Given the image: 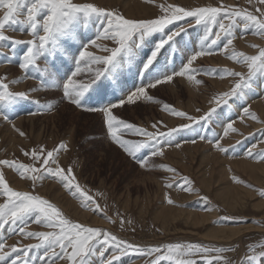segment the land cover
<instances>
[{
	"label": "snow or ice",
	"instance_id": "snow-or-ice-1",
	"mask_svg": "<svg viewBox=\"0 0 264 264\" xmlns=\"http://www.w3.org/2000/svg\"><path fill=\"white\" fill-rule=\"evenodd\" d=\"M148 2L154 3L155 0ZM247 3L253 10L236 4H225L223 0H218L216 5L203 6L163 3L159 5L160 14L155 17L129 18L117 7L99 5L94 0H0V8H3L0 15V43L7 42L11 45L13 53L16 45H25L18 67L23 70V79L39 80L37 86L20 91L10 87L20 83V79L8 81L7 74L0 76V120L8 123L16 133L26 138L27 134L17 127L13 117L17 105L21 101L32 100V94L40 90L59 88L62 89L61 99L69 105L88 113H100L107 137L139 167L156 168L157 165L152 163L153 158L165 157L168 148L181 147V143L176 140L177 133L201 122L207 124L217 112V108L228 106L230 102H235V98L246 99V92L252 88L255 78L264 77V47L253 45L257 52L250 55L237 51L233 46L237 29L243 32L252 30L253 35L264 38V0H247ZM188 21L192 22L189 27L203 26L199 47L189 50L185 45L184 60L178 68H169L165 57L162 70H157L161 63L160 57L164 56L168 49H172L175 60V53L179 51L174 47L178 43L177 37L188 31L184 23L175 28H169V25ZM7 29L27 32L31 39L21 40L8 36ZM85 30H92L91 34H86ZM154 34H160L159 38L150 40ZM76 40H79L80 44L73 52ZM149 43V51L137 60L140 50ZM214 51L227 54L230 59L245 66L247 71L227 67L220 69L221 78H232V85L228 90L217 92L210 98L211 107L207 111L197 108L196 112L201 114L190 115L169 103H163L162 111L188 123L169 127L163 120H156L150 126L152 130L115 114V109L125 105H135L141 101L159 103L150 94V90L171 84L177 77H186L189 82L202 85L204 81L197 79V75L214 70H205L198 66L197 62L202 57L212 56ZM60 55H71L72 59L63 76H58V68L53 70L54 63L51 67L48 64L50 59L54 61ZM41 61L45 62L43 67ZM134 62L137 75L142 78L138 87L123 97H116L113 93L114 102L102 106H88L85 103L86 98L92 94L104 95L109 87H117L124 71L130 70ZM31 69H35L40 75H31ZM32 102L39 106L41 114L52 111L55 107L51 103H41L38 99ZM250 109L251 105H242L240 110L243 115L238 116V119L242 121L245 116L258 119ZM36 114L29 113L33 116ZM221 123V135L206 137L198 134L197 139L207 141L215 151L229 154L234 145L226 146L221 141L230 132L237 133L239 130L234 127L235 122L231 118ZM190 142L195 144L196 139ZM66 150L68 143L61 141L51 149L38 145L22 150L23 155L32 160L31 164L17 159L0 160V196L5 198L4 202L0 203V229L11 225L13 233L18 232L24 237L37 238L40 241L35 245L28 244L20 248L17 244L8 245L6 239L0 240V264H6L13 253L17 255L11 259L10 264H35L29 256V252L34 248L44 249L41 260L54 262L59 259L65 260L66 264H117L128 252L140 256L144 264H162L163 261H169L171 264H198L194 257H200L204 264H218L221 261L223 264H231L228 258L222 255L224 248H209L200 243L141 246L103 227L76 222L48 199L33 191L17 190L11 187L5 178L3 169L6 166L15 169L21 178L31 181L33 188L37 181L54 179L74 197L80 198L84 208L103 215L110 223H117L116 219L105 212L106 205L102 207L94 197L82 190L73 167L65 168L60 165L58 154ZM232 155H235L234 151ZM245 155L264 161V149L255 152L249 149ZM159 167L169 173L177 172L175 167L165 163ZM179 179L182 183L173 180L172 183L166 184V187H179L186 192L196 191L193 187L194 181L190 178L181 176ZM232 179L234 182L243 183L238 176H233ZM248 187L254 186L249 184ZM257 192L264 198V188L257 189ZM166 202L175 203L171 193L166 194ZM116 215L121 228L125 223H133L132 220L125 221L119 212ZM30 223L44 225L51 231H28ZM131 230L135 231V228ZM245 260L249 261V264L253 261L264 264V251L245 256Z\"/></svg>",
	"mask_w": 264,
	"mask_h": 264
},
{
	"label": "rangeland",
	"instance_id": "rangeland-1",
	"mask_svg": "<svg viewBox=\"0 0 264 264\" xmlns=\"http://www.w3.org/2000/svg\"><path fill=\"white\" fill-rule=\"evenodd\" d=\"M74 2H85V0H74ZM94 2L106 5L101 0H94ZM163 3L203 6L216 5L218 0H155L154 3H149L148 0H120L118 3L114 2L107 6L117 7L129 18H152L160 14L159 5ZM223 3L236 4L253 10L247 0H223ZM2 13L3 8H0V15ZM180 23H184L188 31L177 37L178 43L174 47L179 51L175 53V60L172 49H168L164 56L160 57L161 63L157 66V70H162L165 57H167L169 68H178L184 60L185 45L189 50L199 47L203 26L189 27L192 22L188 21L177 22L169 25V28H175ZM16 28L18 29L19 25ZM91 31L85 30V33L90 35ZM6 35L21 40L31 39L29 33L13 29H7ZM159 35L154 34L150 40L158 39ZM79 44V40L74 42L73 52ZM253 45L264 47V38L253 35L252 30L247 32L241 29L236 30L233 46L237 51L250 55L256 54L257 49ZM150 47L149 43L140 50L137 60L147 53ZM24 50L25 45H16L13 53L11 45L7 42L0 43V58L7 57L2 63L4 67L0 68V76L7 74L8 81L16 79L30 81L23 88L13 84L10 86L12 90L26 91L39 84L38 79H23L24 73L19 69L18 62ZM44 63L41 61L42 67ZM53 63L55 66L53 70L58 68L60 70L58 76H63L67 66L72 63L71 55H60L54 61L51 59L48 61L50 67ZM8 65H12V68L7 69L5 66ZM197 65L205 70H214V72L204 71L197 75V79H203L202 85L189 82L186 77H177L171 84L150 90V94L159 103L141 101L135 105L117 108L114 110L115 114L140 126L148 127L149 130H152L150 126L156 120H163L169 127L188 123L182 118L172 117L162 111V104L169 103L190 115H200L201 113L196 112L197 108L207 111L211 107L210 98L217 92L228 90L232 85V78H221L220 69L227 67L237 71H247L245 66L236 63L227 54L219 51H214L212 56L200 58ZM30 74L40 75L35 69H31ZM141 81L142 78L137 75L134 62L130 70L124 71L117 87H109L104 95L92 94L86 98L85 103L88 106H102L114 102L113 93L116 97H123L138 87ZM227 85L229 87H226ZM61 97L62 89L59 88H49L43 93H33L32 100L38 99L41 103L55 105L52 111L42 114L39 106L32 100L19 102L13 117L15 114H23V118H27L30 112L37 114L34 119L23 120L18 126L27 134L26 138L11 131L5 125L6 122L0 123V160L17 159L25 164H31L32 160L24 156L22 150L38 145L51 149L58 146L61 141H66L68 150L58 154L60 165L65 168L73 167L82 190L94 197L102 207L106 205L105 212L116 219L117 223H110L103 215L84 208L81 199L74 197L58 181L45 178L43 181H37L33 188L31 181L21 178L15 169L5 166L3 169L5 178L11 187L17 190L33 191L57 205L70 219L90 226L103 227L141 246L200 243L209 248H224L222 255L226 256L231 264H249L245 256L264 251V247H260L264 245V198L257 192V189L264 188V171L262 170L264 161L251 159L245 155L249 149L254 152L264 149V131H259L264 129V123L261 122L264 121V77L255 78L252 88L246 92V99L235 98V102H230L228 106L217 108V112L207 124L201 122L177 133L176 140L181 143V147L168 148L165 157L153 158L152 163L157 165L156 168L139 167L112 143L106 135L100 113L82 111L69 105ZM243 104L251 105L250 110L258 119L248 116H245L242 121L238 119V116L243 115L240 110ZM229 118L235 122L234 127L239 130L237 133L230 132L221 141L226 146L234 145L229 154L215 151L207 141L197 139L198 134L206 137L221 135L222 132L219 131V127L223 131L221 121L227 122ZM193 139H196L195 144L190 142ZM183 141L189 142L183 143ZM233 151L235 155H232ZM162 163L175 167L177 172L173 174L160 168L159 165ZM36 166L39 167V164ZM181 176L194 181L193 187L196 191L186 192L179 187L172 189L166 187V184L172 183L173 180L182 183L179 179ZM233 176H238L243 183L234 182ZM249 184L254 187H248ZM167 193H171L174 204L166 202ZM4 199L0 196V203H3ZM117 212L124 217L125 221L132 220L133 223L131 225L125 223L123 228L119 227ZM189 216L194 219L204 216L207 220L198 224ZM226 217L230 219H224ZM224 225L242 227L243 230L228 240L207 238L213 229ZM133 227L135 231L131 230ZM12 228L11 225H5L3 229H0V240L6 239L8 245L17 244L22 248L24 245H35L40 242L37 238L24 237L18 232L13 233ZM27 230L51 231L50 228L35 223H30ZM43 253V248H34L29 252V256L35 264H66L65 260L59 259L54 262L41 260ZM15 255L17 253H13L6 264H10ZM194 259L198 260V264H204L200 257H194ZM117 264H144V260L137 254L128 252ZM162 264H171V262L163 261ZM251 264H260V262L253 261Z\"/></svg>",
	"mask_w": 264,
	"mask_h": 264
},
{
	"label": "bare ground",
	"instance_id": "bare-ground-1",
	"mask_svg": "<svg viewBox=\"0 0 264 264\" xmlns=\"http://www.w3.org/2000/svg\"><path fill=\"white\" fill-rule=\"evenodd\" d=\"M104 4H106V5H111V4H113L114 2H116V3H118L120 0H101ZM5 59H7V57H2V58H0V68H3L4 66L2 65V63L3 62H5L4 60ZM10 64V63H9ZM7 69L9 68H12V65H8V66H5ZM21 80V82L20 83H18L17 85H18V88H23V87H25L26 86V84L28 83V82H30V81H28V80H22V79H20ZM34 82V81H33ZM35 84V83H34ZM226 87H229L228 85L226 86ZM225 87V88H226ZM38 92H40V93H43L44 92V90H40V91H38ZM244 105V104H243ZM233 113V112H232ZM18 115V116H17ZM230 115H228V117H229ZM14 118H15V123H16V125H17V127L18 126H20V124H21V122L23 121V120H32V119H34L35 118V115L33 116V115H30V116H28L27 118H23V114L22 115H19V114H15L14 115ZM17 118V119H16ZM227 121V120H226ZM0 123H5L4 121H2L1 120V122ZM5 125H7L8 127H9V129L11 130V131H14L12 128H11V126L8 124V123H5ZM222 127H223V125H222ZM219 131L220 132H222V130H221V127H219ZM221 134V133H220ZM262 170L264 171V168H262ZM78 205V204H77ZM189 218H191V216H189ZM191 219H193V221H195V223H198V224H202L204 221H206L207 220V218L206 217H204V216H200V217H198V218H191ZM242 230H243V228L242 227H236V226H226V225H224V226H221V227H219V228H217V229H213V231L212 232H210V234H208L207 236V238H209L210 240H222V239H230L231 237H233V236H235V235H237V234H239L240 232H242ZM11 239V238H10ZM12 240V239H11ZM10 243H11V241H10ZM7 244H9V243H7ZM37 262V261H36Z\"/></svg>",
	"mask_w": 264,
	"mask_h": 264
}]
</instances>
